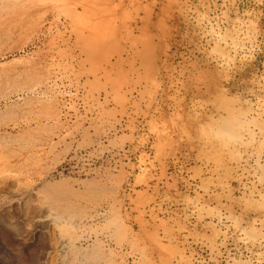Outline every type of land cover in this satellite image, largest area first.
Returning a JSON list of instances; mask_svg holds the SVG:
<instances>
[{
    "label": "rangeland",
    "instance_id": "374dc122",
    "mask_svg": "<svg viewBox=\"0 0 264 264\" xmlns=\"http://www.w3.org/2000/svg\"><path fill=\"white\" fill-rule=\"evenodd\" d=\"M82 1L0 0V264H264V0Z\"/></svg>",
    "mask_w": 264,
    "mask_h": 264
},
{
    "label": "bare ground",
    "instance_id": "6f19581e",
    "mask_svg": "<svg viewBox=\"0 0 264 264\" xmlns=\"http://www.w3.org/2000/svg\"><path fill=\"white\" fill-rule=\"evenodd\" d=\"M73 2L75 5H79L83 1L73 0ZM97 8H101L99 3L90 9L96 10ZM2 166L0 167V223L3 224L5 219L10 217L13 220L20 221L26 226V231L33 234L44 221L51 220V217L43 216L40 208L33 203L39 188L36 185L24 182L18 175L10 173L6 170V167ZM63 247L64 244H61L60 248Z\"/></svg>",
    "mask_w": 264,
    "mask_h": 264
}]
</instances>
